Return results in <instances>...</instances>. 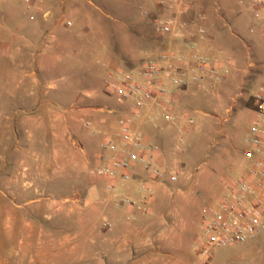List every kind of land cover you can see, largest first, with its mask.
I'll return each instance as SVG.
<instances>
[{
  "label": "rangeland",
  "instance_id": "374dc122",
  "mask_svg": "<svg viewBox=\"0 0 264 264\" xmlns=\"http://www.w3.org/2000/svg\"><path fill=\"white\" fill-rule=\"evenodd\" d=\"M63 1L57 13L71 26L57 30L66 45L77 36L84 50L103 51L102 58L95 53L97 64L78 63L70 48L75 63L57 65L49 49L52 25L16 38L23 10L0 8V264H202L196 251L201 213L245 169L243 139L264 81L263 24L254 0H195L201 17L183 32L194 48L202 40V54L219 61L227 77L195 94L202 112H195V132L184 134L178 151L176 145L163 150L166 166L181 172L179 181L159 186L155 205L130 223L132 210L118 202L136 199L131 182L118 180L111 190L97 182L104 195L89 197L97 180L89 171L117 117L97 108L116 105L107 91L117 71L111 53L150 43L135 65L158 55L167 42L155 20L166 16L159 0ZM199 1L205 4L198 7ZM207 264H264V233L215 251Z\"/></svg>",
  "mask_w": 264,
  "mask_h": 264
},
{
  "label": "built area",
  "instance_id": "2783aa9c",
  "mask_svg": "<svg viewBox=\"0 0 264 264\" xmlns=\"http://www.w3.org/2000/svg\"><path fill=\"white\" fill-rule=\"evenodd\" d=\"M17 0H0L1 3H14ZM26 5L32 0H23ZM195 0H159L166 17L156 19V32L168 38L166 47L155 57L146 58L133 69H117L107 91L115 98L116 105L126 106L127 112L116 121L115 137L105 138L101 144L96 163L89 174L106 181L107 189H114L119 180L130 183L134 180L137 168L149 178L142 182L138 193L140 200L126 199L118 206L126 204L132 213L126 216L128 223L145 214L159 186L169 188L176 184L181 172L162 164L159 145L147 141L139 131L144 110L160 108V116L168 125L177 123L175 113V90L195 84L202 91L207 84L224 80L227 72H222L219 61L194 52L190 56L176 51L173 41L187 23L181 19ZM255 17L262 22L261 35L264 39V0H254ZM44 18L49 12L40 11ZM71 26L70 21H65ZM204 34L203 29L198 30ZM255 111L244 136L243 151L245 169L232 180L226 182V193L216 206L207 207L201 213V232L197 241V254L202 264L213 257L215 251L234 245L245 244L264 233V81L254 94ZM99 111L115 113V108H97ZM182 133L178 145L186 143L184 134H190L195 120L183 114ZM85 128L92 122L82 120ZM177 151L179 148L176 149ZM105 227L109 226L104 224Z\"/></svg>",
  "mask_w": 264,
  "mask_h": 264
},
{
  "label": "crops",
  "instance_id": "0c3cea01",
  "mask_svg": "<svg viewBox=\"0 0 264 264\" xmlns=\"http://www.w3.org/2000/svg\"><path fill=\"white\" fill-rule=\"evenodd\" d=\"M198 1V0H197ZM64 4L63 0H32L30 4L26 5L23 0H17L14 3H1L0 8L2 5H9V7H16L17 9H21L22 14H19L21 16L19 18V23L17 24L15 28V33L14 37L20 38V37H28L30 34L28 32V29L33 28L34 26L37 25H42V24H50L52 25L51 30L49 32V35L52 38L53 45L50 46L49 49H52L50 51H53L56 54V63L57 65H71L74 60L68 56V50L71 48L73 49V53L75 56L78 57V63H93L97 64V61L95 59V53L98 52L99 56L98 57H104L102 56L103 51H97L95 49H92L91 51L89 50H84L80 45H78V38L77 36L75 37V41L73 43L71 41L68 42L69 45H66L67 41L65 39L66 36L64 34L60 33V31L57 30L58 27L63 26L66 27L65 21L61 19L60 17V12L62 11V6ZM204 1H199L198 7L200 5H204ZM195 2L192 5V9L187 13L186 15L184 14L181 19L184 21L186 20L187 26L188 22H193L197 19V17H201L200 14L198 15L195 11ZM163 10V9H162ZM40 11H45L49 12V17L44 18ZM164 15V10L161 11ZM144 23V22H143ZM146 26V24H144ZM67 28V27H66ZM29 33V34H28ZM33 33V32H32ZM35 34V33H34ZM196 35V34H195ZM182 37L180 40L179 38ZM197 39V38H196ZM168 41V38H166V42ZM174 44H175V49L177 52L190 56L194 52H199L202 54V40L198 39L197 46L195 45V48L192 46V43H190V39L188 38V35H185L183 30L180 32V34L177 37L173 38ZM62 42V44H61ZM2 44V43H1ZM201 45V46H200ZM35 47L36 44H33ZM148 47H151L150 43L146 44V47H133V48H128L126 50L121 51V55H117L116 53L112 52L111 55H113V59L110 62V65L113 66L114 69H132L136 68L139 65L136 64V55L138 54L139 51L142 49H145ZM7 47V46H6ZM9 47V46H8ZM61 47V49L59 48ZM200 48V49H199ZM19 49V47H18ZM25 49V48H22ZM86 51V52H84ZM91 53V54H90ZM115 55V56H114ZM105 56H108L107 54ZM69 57V58H68ZM76 57V58H77ZM96 57V58H98ZM75 60V61H77ZM35 61V60H33ZM195 87V84L188 85L186 88L178 89L175 90V98H176V103H175V113L178 116L177 118V123L174 125H168L164 121V119L160 116L161 110L160 108H153L150 110H144V118L143 121L139 124V131L142 133L143 137L152 143H155L160 146L161 152H162V164H165L169 160V153H165V148L167 146L171 145L172 150L177 149L179 147L178 145V137L182 134L181 130V125L183 123L182 115L187 114L188 116L192 117L194 120V115L196 113H202L200 109H195V94L199 92ZM112 108L116 109L115 113H112L115 118V122L113 123V126L111 127V137L116 138V133H117V126H116V121L118 120L119 116L123 115L124 113L127 112V107L126 106H118L114 105ZM254 114V113H253ZM203 115H206V113H203ZM108 123L106 121V124H104L101 127H108ZM195 132V126L193 128V131L190 134H193ZM164 150V151H163ZM166 154V155H165ZM168 154V155H167ZM168 156V157H167ZM96 161H94V164ZM96 180V185L92 184L90 189H88L89 192V197L96 196L98 197L99 195H102L104 192L101 191L98 188V183H106V181L102 179L95 178ZM142 182H150L149 178L141 172V170H136L134 180L131 182V187L135 189V192L137 193L133 194L136 199H141V195L138 193V188L139 185ZM104 195V194H103ZM112 197H118L119 195H108L110 198ZM89 200H87L86 204H89ZM104 206L107 205L108 203L106 201L101 202ZM151 205H155V199L153 198L151 200ZM150 205V206H151ZM128 210H132L131 208H128ZM127 210V212H128ZM35 214L37 217L40 215V207L37 206L35 210Z\"/></svg>",
  "mask_w": 264,
  "mask_h": 264
}]
</instances>
